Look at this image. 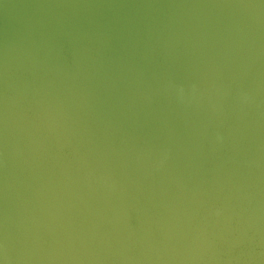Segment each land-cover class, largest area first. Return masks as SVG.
Segmentation results:
<instances>
[{"label":"water","instance_id":"obj_1","mask_svg":"<svg viewBox=\"0 0 264 264\" xmlns=\"http://www.w3.org/2000/svg\"><path fill=\"white\" fill-rule=\"evenodd\" d=\"M0 264H264V0H0Z\"/></svg>","mask_w":264,"mask_h":264}]
</instances>
